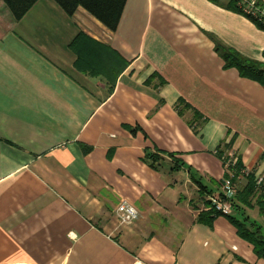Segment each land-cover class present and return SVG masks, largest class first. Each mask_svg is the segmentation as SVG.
Returning a JSON list of instances; mask_svg holds the SVG:
<instances>
[{
	"label": "crops",
	"instance_id": "obj_1",
	"mask_svg": "<svg viewBox=\"0 0 264 264\" xmlns=\"http://www.w3.org/2000/svg\"><path fill=\"white\" fill-rule=\"evenodd\" d=\"M211 36L264 61V30L209 0H127L116 30L0 0V264H264L226 216L198 221L229 154L237 191L264 184V87ZM231 214L264 227L254 199Z\"/></svg>",
	"mask_w": 264,
	"mask_h": 264
},
{
	"label": "trees",
	"instance_id": "obj_2",
	"mask_svg": "<svg viewBox=\"0 0 264 264\" xmlns=\"http://www.w3.org/2000/svg\"><path fill=\"white\" fill-rule=\"evenodd\" d=\"M38 0H1L4 7L10 12L14 20H20L29 9ZM62 9L68 14L72 15L78 6L85 8L90 14L100 20L104 25L112 30H116L120 21L124 6L127 0H55ZM225 9L231 10L235 13L241 14L253 23H255L260 29L264 30V17L252 16L244 12L240 2L241 0H228L223 2L222 0H209ZM256 6L260 9L264 8L262 0H255ZM260 17V19H259ZM215 42V48L218 54L224 60V67H234L239 71L242 77L249 78L259 82L264 87V61L254 60L243 56L236 49L224 44L220 39L215 36H211ZM264 55V53H263ZM159 158L155 154L146 155V160L151 166L155 167V160ZM241 162L237 160L232 167L233 176L226 174L225 178H230L231 181H238L242 168ZM222 181L220 182V186ZM202 186V184H201ZM202 188H205L202 186ZM221 191L214 194L213 197L220 198ZM259 208V213L264 215V184L259 188L256 185V181L252 175L247 177V184L242 191H237L235 197L231 200L232 212L242 213L244 205L252 207V200ZM210 201L206 202V206H210ZM219 213L214 212L213 209L202 211L198 215V221L212 225L213 219L219 216ZM230 222L234 224L237 229V233L247 241H249L254 249L256 255L260 258H264V227L255 220L245 216L238 219L235 215L226 216Z\"/></svg>",
	"mask_w": 264,
	"mask_h": 264
},
{
	"label": "built area",
	"instance_id": "obj_3",
	"mask_svg": "<svg viewBox=\"0 0 264 264\" xmlns=\"http://www.w3.org/2000/svg\"><path fill=\"white\" fill-rule=\"evenodd\" d=\"M240 5L244 12L251 14L252 16L264 17V8L260 9L256 6L255 0H241ZM259 17V19H260ZM237 157L234 154H229L228 157H224V166L228 175L232 178L233 171L232 167L237 162ZM246 170L242 169L237 180L246 174ZM263 184V178H258L256 180L257 187H260ZM237 192V181H231L230 178H224L221 184V197L216 198L212 197L209 199L210 206L208 210L213 209L214 212L219 213L220 215L227 216L232 213L231 200L234 198V195ZM117 216L121 224L131 223L133 220L138 218L137 209L127 200H122L117 206Z\"/></svg>",
	"mask_w": 264,
	"mask_h": 264
}]
</instances>
